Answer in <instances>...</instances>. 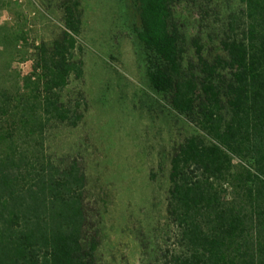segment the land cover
Masks as SVG:
<instances>
[{
	"label": "trees",
	"instance_id": "obj_1",
	"mask_svg": "<svg viewBox=\"0 0 264 264\" xmlns=\"http://www.w3.org/2000/svg\"><path fill=\"white\" fill-rule=\"evenodd\" d=\"M240 1L211 56L201 28L189 39L178 25L179 0H136L150 84L199 129L174 148L164 234L175 241L156 264H264V0ZM62 7L60 35L0 93V264H99L85 167L47 150L54 122L83 116L66 96L85 73L83 15L79 1Z\"/></svg>",
	"mask_w": 264,
	"mask_h": 264
},
{
	"label": "rangeland",
	"instance_id": "obj_2",
	"mask_svg": "<svg viewBox=\"0 0 264 264\" xmlns=\"http://www.w3.org/2000/svg\"><path fill=\"white\" fill-rule=\"evenodd\" d=\"M64 1L0 0V93L15 91L31 72L36 45L60 35ZM71 1L83 15L85 73L72 79L66 96L79 99L83 116L77 125L54 122L47 150L57 162L76 158L85 167L99 264L164 263L175 241L164 234L171 158L199 129L150 84L151 51L137 37L136 0ZM242 10L240 0H179L176 21L189 39L201 28L205 51L215 56L230 15Z\"/></svg>",
	"mask_w": 264,
	"mask_h": 264
}]
</instances>
